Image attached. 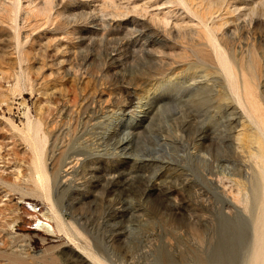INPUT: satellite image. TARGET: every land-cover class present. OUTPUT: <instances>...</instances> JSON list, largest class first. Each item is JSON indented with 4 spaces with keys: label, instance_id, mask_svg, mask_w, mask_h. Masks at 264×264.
I'll return each mask as SVG.
<instances>
[{
    "label": "rangeland",
    "instance_id": "374dc122",
    "mask_svg": "<svg viewBox=\"0 0 264 264\" xmlns=\"http://www.w3.org/2000/svg\"><path fill=\"white\" fill-rule=\"evenodd\" d=\"M250 119L264 0H0V264H246Z\"/></svg>",
    "mask_w": 264,
    "mask_h": 264
},
{
    "label": "bare ground",
    "instance_id": "6f19581e",
    "mask_svg": "<svg viewBox=\"0 0 264 264\" xmlns=\"http://www.w3.org/2000/svg\"><path fill=\"white\" fill-rule=\"evenodd\" d=\"M250 121H251V119H250ZM251 123H252V121L250 122V124ZM254 124L256 125V131H253L250 133H240L239 132L237 134V138H236L239 147H250V150H251L250 156H251V159L254 161L255 168L253 170V178L251 181L250 190H248L249 192L247 194L243 193L242 192L243 191L242 190L243 185L238 184V186H236L238 188V189L236 188L238 190V194L234 195L233 199H234L235 203L237 202L238 205L242 204L244 206V209L247 210V212L249 211L252 215L251 216V222L249 223V227H248L249 228V230H248V239H249V247L248 248L249 249L246 248V249H248L247 258L245 257L246 258V264H264V128H262V124H260V122L255 121L253 124H251V126L254 127L253 126ZM111 180H112V182H115V178H112ZM157 186H151V187L148 186L147 192L148 193L149 192L157 193L159 195V193L161 191L160 189H162V188L159 189L160 186L159 187H157ZM161 193H163V192H161ZM251 200H252V203H251ZM52 212H53L52 213L53 218H51V220L52 219L55 220V221H53V220L52 221L56 223V227H54L48 223H43L41 220H39L37 224L45 226V228H47V230H48V232H47L48 234L50 233V234L54 235V234H56V231L58 233L67 232V224L64 221V219L55 211H52ZM230 229H231L230 226L226 222L224 227H223L222 236H223V238H228L230 241H232L234 238L231 235H229L232 233V231ZM176 236H179V235L177 234ZM174 247H175V245H174ZM175 248H177V247H175ZM176 250H175V252H176ZM195 250H197V249H195ZM232 252L233 251H232L231 247L228 248L226 245H219L216 248V250H214L212 256H210L209 259H206L207 257L205 258V257L199 256L201 259L204 260V262L200 263V264H213L218 260H225V259H227L229 261V258L232 257ZM78 254L80 257H82V259H85L86 261H88L85 258L84 253L78 251ZM89 257L92 258L97 264H102L101 262H99V260L97 258L93 257V255H89ZM181 260H179V261L181 262ZM183 262H185V261H183Z\"/></svg>",
    "mask_w": 264,
    "mask_h": 264
},
{
    "label": "built area",
    "instance_id": "2783aa9c",
    "mask_svg": "<svg viewBox=\"0 0 264 264\" xmlns=\"http://www.w3.org/2000/svg\"><path fill=\"white\" fill-rule=\"evenodd\" d=\"M28 210H30L31 212H37L40 211V208L36 210L35 208H32V206H28Z\"/></svg>",
    "mask_w": 264,
    "mask_h": 264
}]
</instances>
